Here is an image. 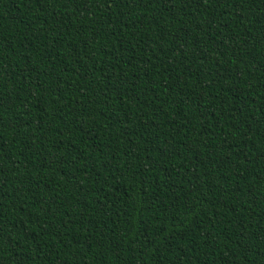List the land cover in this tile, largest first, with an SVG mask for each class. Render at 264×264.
<instances>
[{
	"label": "trees",
	"instance_id": "1",
	"mask_svg": "<svg viewBox=\"0 0 264 264\" xmlns=\"http://www.w3.org/2000/svg\"><path fill=\"white\" fill-rule=\"evenodd\" d=\"M0 264H264V0H0Z\"/></svg>",
	"mask_w": 264,
	"mask_h": 264
}]
</instances>
